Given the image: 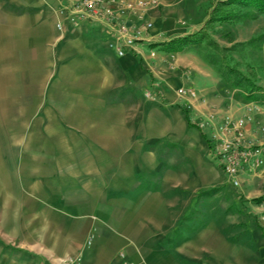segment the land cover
I'll return each instance as SVG.
<instances>
[{
	"label": "crops",
	"instance_id": "1",
	"mask_svg": "<svg viewBox=\"0 0 264 264\" xmlns=\"http://www.w3.org/2000/svg\"><path fill=\"white\" fill-rule=\"evenodd\" d=\"M73 1L0 0V125L30 126L22 138L30 159L16 171L29 182L31 203L22 216L0 196V264H59L75 255L80 264H183L163 244L168 203L160 189L168 169L155 146L173 143L212 168L203 136L211 130L197 123L210 114L241 118L246 102L228 97L226 84L201 87L198 75L184 82L196 97L182 102L174 94L180 80L151 86L159 64L150 42L175 30L165 26L166 10L148 11L150 40L118 56L102 23L67 21ZM185 103L193 106L192 124ZM6 110L30 116L7 120ZM139 174L160 176L155 192L141 187Z\"/></svg>",
	"mask_w": 264,
	"mask_h": 264
},
{
	"label": "rangeland",
	"instance_id": "2",
	"mask_svg": "<svg viewBox=\"0 0 264 264\" xmlns=\"http://www.w3.org/2000/svg\"><path fill=\"white\" fill-rule=\"evenodd\" d=\"M215 1L160 0V5L152 9L150 13L153 16H159L160 10H166L169 16L165 26L167 24V27H174L175 30L161 34V39L150 44H159L174 36L196 31L205 32L207 39L201 46L190 47L182 52H166L160 45H149L151 58L159 64V73L152 78L154 83L151 86L160 87L161 82L169 84V80H180L181 84L174 87V94L182 102L196 97V94L190 95L194 89L184 84L194 76H200L201 87L208 81L213 85L226 84L228 97L246 102L244 108L247 113L243 117H251L245 123V126L250 124L251 128L248 130L244 126V137L264 146V105L246 100L243 93L225 81L206 59V56L211 55L220 64L233 66L264 86V43L243 44L264 32V14L247 23L209 22ZM157 54L162 56L158 57ZM179 89L186 90V93H179ZM155 92L148 90L145 92L146 98L154 100ZM220 104L216 103L218 107ZM181 106L182 110L188 108L191 117V103L190 106L186 103ZM17 116L29 117V110H6L7 120H14ZM29 127L23 124L0 125V196L6 198L8 210L17 208L22 216L31 212L30 198L25 193L28 192L25 189L29 190V182H23L16 168L18 161L30 159L29 151L26 150L29 143L23 140ZM197 128L202 129L199 126ZM203 136L209 140L206 160L213 164L212 168L201 165V161L198 163L192 157H184L173 143L162 142L155 146L160 151V161L164 163L162 170L168 169L165 173L168 180L160 189L161 196L168 203L165 222L168 233L163 242L172 252L168 257L183 264H206L208 261L214 264H264V221L261 219L264 215L261 209L264 202V165L255 173H246V177L239 176L240 185L234 186L219 165L213 142L208 137L210 135ZM19 165L23 167V164ZM138 177L141 187L152 192L160 185V176L139 174ZM213 187L217 188L214 195L198 196L201 191ZM30 222L20 221L22 225ZM10 231L9 234L13 235V230ZM207 243L209 248L206 247ZM10 246L13 245H4L7 248ZM176 248L180 251H176Z\"/></svg>",
	"mask_w": 264,
	"mask_h": 264
},
{
	"label": "built area",
	"instance_id": "3",
	"mask_svg": "<svg viewBox=\"0 0 264 264\" xmlns=\"http://www.w3.org/2000/svg\"><path fill=\"white\" fill-rule=\"evenodd\" d=\"M159 5L160 0H74L64 8V13L67 21L75 26L86 19L102 23L109 37V46L118 56H123L138 42L150 40L153 22L147 18V13ZM56 27L61 29L60 24ZM179 93L185 94L186 90L179 89ZM190 95L195 93L190 91ZM250 120L249 115L232 119L217 118L212 114L197 123L201 128L210 127L214 154L234 186L240 185L239 176L255 173L264 165V146L244 137L245 123ZM261 209L264 211V202ZM261 219L264 221V215ZM92 239L91 233L87 244ZM80 261L81 257L75 255L59 264H80Z\"/></svg>",
	"mask_w": 264,
	"mask_h": 264
},
{
	"label": "trees",
	"instance_id": "4",
	"mask_svg": "<svg viewBox=\"0 0 264 264\" xmlns=\"http://www.w3.org/2000/svg\"><path fill=\"white\" fill-rule=\"evenodd\" d=\"M264 14V0H216L212 6L209 22H242L247 23ZM207 35L203 31H196L186 35L174 36L151 47L162 46L166 52H182L190 47H199L206 41ZM264 43V32L251 37L243 44L258 45ZM208 63L214 66L220 76L234 88L240 90L246 100L264 105V86L256 83L252 78L233 66L220 64L211 55L206 56ZM189 124L191 119L188 108L184 109ZM209 143V140H208ZM217 188L201 191L198 196H212Z\"/></svg>",
	"mask_w": 264,
	"mask_h": 264
}]
</instances>
